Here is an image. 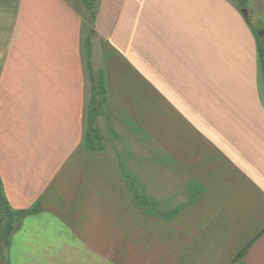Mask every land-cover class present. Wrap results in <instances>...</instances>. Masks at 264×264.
Wrapping results in <instances>:
<instances>
[{"label":"crops","instance_id":"0c3cea01","mask_svg":"<svg viewBox=\"0 0 264 264\" xmlns=\"http://www.w3.org/2000/svg\"><path fill=\"white\" fill-rule=\"evenodd\" d=\"M258 28L264 0H0L3 264H264Z\"/></svg>","mask_w":264,"mask_h":264},{"label":"trees","instance_id":"16d2710c","mask_svg":"<svg viewBox=\"0 0 264 264\" xmlns=\"http://www.w3.org/2000/svg\"><path fill=\"white\" fill-rule=\"evenodd\" d=\"M94 0H83L84 6L86 7L87 10H91L92 9V2ZM257 36V33H256ZM258 43H259V64H260V68L264 77V39L263 40H259V37H257ZM92 85V84H91ZM93 91V95L94 96H98L103 95V91L102 88L100 87V85H96L93 84L91 86V92ZM95 112V102L93 101L92 104V108ZM93 132H89L88 135V142L94 141V139H96L97 134ZM7 210H5L4 212L0 210V224H1V231H0V238L2 240V242H5L8 238V234L10 232V225L12 223L11 218L9 217L10 215L8 214V212H6ZM9 212L11 210H8Z\"/></svg>","mask_w":264,"mask_h":264},{"label":"rangeland","instance_id":"374dc122","mask_svg":"<svg viewBox=\"0 0 264 264\" xmlns=\"http://www.w3.org/2000/svg\"><path fill=\"white\" fill-rule=\"evenodd\" d=\"M94 1L92 2V4H94ZM87 11H88V14H89L90 10H87ZM87 18H88V16H87ZM256 33H257V37H259L260 41L264 39V30H262V29L256 30ZM87 72H88V66H87ZM90 87H91L90 84L87 82V112H86L87 113V116H86V118H87V129H86V131H87V133L88 132H93V133L99 134V131H98V128H97V125H96V120H97V117L103 111V105H102L101 102L98 101V99H97L98 96H94L93 95V91L91 92L89 90ZM93 101L95 102V112L96 113H94V110L91 109ZM102 123H103V120H102ZM1 243L3 244L4 242H1ZM4 254H2V252L0 250V264L4 263V260H5Z\"/></svg>","mask_w":264,"mask_h":264},{"label":"water","instance_id":"95a60500","mask_svg":"<svg viewBox=\"0 0 264 264\" xmlns=\"http://www.w3.org/2000/svg\"><path fill=\"white\" fill-rule=\"evenodd\" d=\"M242 13L245 15L246 14V10L245 9H243L242 10ZM246 16V15H245Z\"/></svg>","mask_w":264,"mask_h":264}]
</instances>
